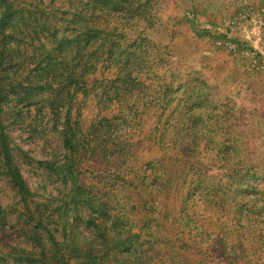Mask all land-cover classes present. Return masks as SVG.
<instances>
[{
  "label": "rangeland",
  "instance_id": "1",
  "mask_svg": "<svg viewBox=\"0 0 264 264\" xmlns=\"http://www.w3.org/2000/svg\"><path fill=\"white\" fill-rule=\"evenodd\" d=\"M262 133L264 0H0V264H264Z\"/></svg>",
  "mask_w": 264,
  "mask_h": 264
},
{
  "label": "trees",
  "instance_id": "2",
  "mask_svg": "<svg viewBox=\"0 0 264 264\" xmlns=\"http://www.w3.org/2000/svg\"><path fill=\"white\" fill-rule=\"evenodd\" d=\"M0 146H1L3 159L5 160L7 164V172H8L9 178L14 183V185L19 188L20 191L22 192L26 191V186L23 182V179L20 173L18 172V170L16 169V167L14 166V164L12 163V157L9 153L8 145L2 141L0 142Z\"/></svg>",
  "mask_w": 264,
  "mask_h": 264
},
{
  "label": "crops",
  "instance_id": "3",
  "mask_svg": "<svg viewBox=\"0 0 264 264\" xmlns=\"http://www.w3.org/2000/svg\"><path fill=\"white\" fill-rule=\"evenodd\" d=\"M258 118V117H257ZM256 125V124H255ZM256 129H259L260 130V128H258V126L256 125ZM259 143H261L262 144V149H264V133H262L261 134V138H259Z\"/></svg>",
  "mask_w": 264,
  "mask_h": 264
}]
</instances>
